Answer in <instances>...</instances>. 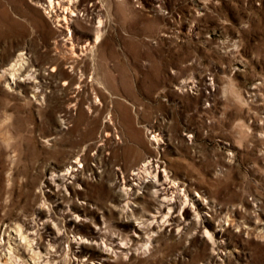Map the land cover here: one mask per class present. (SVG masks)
Segmentation results:
<instances>
[{
	"label": "rangeland",
	"instance_id": "374dc122",
	"mask_svg": "<svg viewBox=\"0 0 264 264\" xmlns=\"http://www.w3.org/2000/svg\"><path fill=\"white\" fill-rule=\"evenodd\" d=\"M77 4L74 28L99 8L105 30L94 58L73 70L71 62L56 65V50L70 52L54 46L43 9L0 0V264L51 256L53 264H78L71 243L45 232L57 229L70 239L106 234L115 251L106 260L85 251L99 264H207L214 232L224 237L209 264H264V0ZM70 74L88 83L81 110L69 109L77 86ZM151 152L188 194L187 207L202 204L210 223L202 237L167 227L137 241L133 226L155 200L142 194L127 212L112 183L118 167ZM93 155L102 162L97 173L87 170ZM78 158L84 182L67 199L50 175Z\"/></svg>",
	"mask_w": 264,
	"mask_h": 264
},
{
	"label": "bare ground",
	"instance_id": "6f19581e",
	"mask_svg": "<svg viewBox=\"0 0 264 264\" xmlns=\"http://www.w3.org/2000/svg\"><path fill=\"white\" fill-rule=\"evenodd\" d=\"M28 1L35 7L43 9L46 14V18L55 28L51 29V25L48 24V28L51 30V34H53L55 38L53 41L54 46L56 48L62 47L63 49H66L70 52H59L56 50L53 53L58 61L56 65H61L62 67L64 63L71 62L72 65L70 67L74 70L80 62H86L87 60H92L94 58V54L89 52L100 43L105 30L104 20L102 18L103 16L101 17L100 11H98L99 8L98 10L97 8H91L89 11L90 16L85 19V23L81 24L77 28H74V23H80L79 21L82 20L79 17V7L77 4L78 0ZM74 31H80L82 35L74 37ZM56 68V66H53L51 71H54ZM83 75H80V77L77 78L76 75L70 74V77L76 79L77 83V86L73 90L74 93L72 94V96L75 98H71V100L75 101L76 103L69 106L70 111L72 108L76 110V105H78L80 110L83 108L81 101L85 91H82L81 88L84 86L86 89L88 85V83L84 80ZM90 104L93 105V103ZM64 123L65 119L62 118L60 120V124ZM106 127L108 126L106 125ZM152 128L153 129L151 133L154 135L153 141L159 144L162 139L158 137L159 134L155 129L156 126H153ZM105 136L110 137L111 132L107 130ZM117 143L118 142L111 140L109 142V146L117 147ZM102 145V143H99L97 145V149H103L104 147ZM90 160L92 164L87 168V170L92 171L93 173L99 172V169L102 167V162L99 159V156L93 155ZM80 162H82V160H79V158L77 160H72L69 165L55 169V171H53L50 175V182L52 185L56 186L57 188L60 187L61 190L64 191L63 197H66L67 199L76 196L78 194V188L84 182L83 175L86 169L82 168ZM92 165H94L95 168H93ZM164 166L165 165H163V162L159 160L158 156L151 152L147 154L141 161L133 163L129 167H118L117 171L115 172V180L112 185H114V188L120 195V200L124 201L123 205L127 212L133 211V208L131 207L132 204L139 202L138 200L143 197L141 196L142 194L150 193L155 200L152 210H150V212L148 211L149 213L142 221V225L135 224L133 226L135 230V236L137 238H141L137 239V241L139 242L144 239L142 233L148 234L153 231H157L159 228L166 229L167 227L169 228L166 230H173L179 234H181L185 229L193 228L194 233H197V236L202 237L201 234H203V230L206 229V227L210 224L204 220V218L202 219L200 217L202 204L196 200L198 203L196 208H194L193 205H189L190 207H187L186 204L189 200L188 194L184 192L182 193L184 189H181L182 187H180V185L170 177V175L167 173V169ZM43 205L45 206V202ZM46 208L47 211L45 210L44 212L41 210L42 214L40 215L42 216L41 219L46 218L45 220L48 221L51 220L52 209L48 207ZM184 208L185 210L182 213L181 211ZM75 209L77 212L74 214L75 218L80 220L81 218H79L78 212L84 209L79 204H76ZM70 215L73 216V213ZM75 218H70V222L72 220L74 221ZM35 226L36 225L31 226V229L38 231V228ZM45 232L48 236L55 240H59L60 242L67 240L69 244L71 243L70 245H72V254L79 255L78 259L76 258L78 264H99L96 261L91 262L88 259L87 256H89V253L86 254L85 252L87 251V248H91L96 251L99 250L100 253L97 254L99 255V260L107 259L106 254H108L109 251L106 250H112L115 252L114 249H112L110 243L107 242L106 234L99 230L96 231V235L94 237L89 239L83 235H74L73 238L70 239L67 236H63L59 229H57V231L46 230ZM223 237L224 235L221 232L212 233L210 237L212 255L208 257L207 264L211 263L214 259L215 251L221 247H218V239H223ZM34 239L36 238L34 237ZM144 243H146V241ZM50 245L53 244L50 243ZM17 257L14 260L15 263L17 260H19ZM52 257L53 256H51V258ZM51 258L45 261L43 264H53V260H51Z\"/></svg>",
	"mask_w": 264,
	"mask_h": 264
}]
</instances>
